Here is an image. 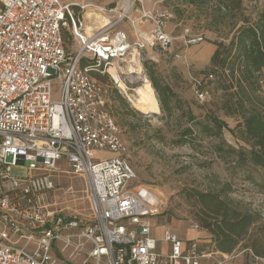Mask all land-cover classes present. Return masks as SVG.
<instances>
[{
	"label": "built area",
	"instance_id": "2783aa9c",
	"mask_svg": "<svg viewBox=\"0 0 264 264\" xmlns=\"http://www.w3.org/2000/svg\"><path fill=\"white\" fill-rule=\"evenodd\" d=\"M135 2L140 7L134 22L151 28L140 26L131 42L115 27L133 0H120L118 20L97 28L87 26L86 16L105 17L106 9L82 0H0V264H201L210 258L195 241L168 230L162 234L168 253L158 251V200L136 183L123 158L119 130L95 77L107 74L120 88L125 81L119 65L132 64L141 49L164 52L176 40L182 48L203 41L174 36L171 10H146L142 0ZM63 30L77 45L71 53L65 52ZM213 69L190 76L199 104L210 100ZM258 74L264 77V67ZM62 162L86 182L90 220L84 224L52 202V178Z\"/></svg>",
	"mask_w": 264,
	"mask_h": 264
},
{
	"label": "rangeland",
	"instance_id": "374dc122",
	"mask_svg": "<svg viewBox=\"0 0 264 264\" xmlns=\"http://www.w3.org/2000/svg\"><path fill=\"white\" fill-rule=\"evenodd\" d=\"M82 1L107 11L105 17L101 15L102 18L87 14L90 17L86 19L87 26L92 28L104 25L108 20L117 21L122 13L117 9L120 0ZM133 1L134 6L126 11L127 18L115 27V30L124 32L131 42L135 41L140 26L145 32L151 28L147 23L137 25L134 22L140 4ZM142 4L146 10L153 7L171 10L175 18L169 27L177 38L188 34L203 39L201 43L187 48H182L181 40H176L164 52L141 49L132 64L119 65L125 81L123 88L115 86L109 75H101L102 98L107 113L119 130L124 147L123 158L135 172L136 183L147 187L159 203V212L154 219L156 228L153 229L158 251L168 253V247L162 241L163 231L168 230L184 242L195 241L200 251L210 255L201 264H214L222 255L227 256L224 264H254L253 256L264 259V175L260 168L249 162L252 146L244 139L243 117L251 108L264 113V77L257 73L256 84L248 85L239 81L236 72L233 79L228 71L218 66L213 69L207 56L210 49L215 50L216 44L227 46L238 28L244 25L243 21L255 23L264 2L242 0L241 9L229 13L215 6L195 8L183 5L179 0H142ZM63 33L65 52L75 51L77 45L68 30ZM190 51V57L198 59L194 60V64L200 63L198 68L188 62ZM176 62L181 67L185 65L186 72L181 68L185 75L178 73ZM148 68L154 71L162 86H167L174 93V96L167 97L170 115L161 110L158 95L147 75ZM212 69L214 82L210 100L199 104L191 91L190 76L195 77ZM129 76L134 80H125ZM143 82L154 94L157 113L144 115L128 101V97ZM58 88V83L54 82L52 90L55 99ZM219 123L224 124L220 130ZM109 155L97 153L96 156L102 158ZM61 166V171L53 174L55 190L52 202L66 217H75L84 224L90 220L86 182L82 177L73 175L63 162ZM194 192L213 193L229 206L258 216L231 253L217 251L213 236L200 227L199 221L205 218L202 212L205 206L193 197ZM191 234L193 239L188 238ZM80 260L76 258L73 261Z\"/></svg>",
	"mask_w": 264,
	"mask_h": 264
},
{
	"label": "trees",
	"instance_id": "16d2710c",
	"mask_svg": "<svg viewBox=\"0 0 264 264\" xmlns=\"http://www.w3.org/2000/svg\"><path fill=\"white\" fill-rule=\"evenodd\" d=\"M179 1L183 5L195 8L215 6L218 10L223 9L227 13L239 11L242 7V0ZM243 23L244 25L238 28L227 46L221 43L215 45L210 64L212 68L218 66L228 71L230 78L235 79L236 72L239 74V81L255 85V74L264 67V8L258 13L255 23L250 24L246 21ZM154 74V71L148 68L147 75L152 88L158 95L161 110L165 115H170L171 109L168 106L167 97L174 96V93L167 86H162ZM95 77L101 82V75L95 74ZM222 125L224 124L219 123V130ZM243 133L244 139L250 141L252 146L249 162L260 168L264 175V113L256 108L247 110L243 117ZM192 195L205 206L202 211L205 218L199 221L200 227L213 236L217 251L231 253L256 222L258 216L229 206L213 193L194 192Z\"/></svg>",
	"mask_w": 264,
	"mask_h": 264
},
{
	"label": "bare ground",
	"instance_id": "6f19581e",
	"mask_svg": "<svg viewBox=\"0 0 264 264\" xmlns=\"http://www.w3.org/2000/svg\"><path fill=\"white\" fill-rule=\"evenodd\" d=\"M123 2H126V0H124ZM119 87L123 88L124 85L120 83ZM128 99L132 107H134L136 110L143 114L158 112V105L154 94L149 85L145 82H143L142 85L137 87L134 90L133 95L128 97Z\"/></svg>",
	"mask_w": 264,
	"mask_h": 264
},
{
	"label": "crops",
	"instance_id": "0c3cea01",
	"mask_svg": "<svg viewBox=\"0 0 264 264\" xmlns=\"http://www.w3.org/2000/svg\"><path fill=\"white\" fill-rule=\"evenodd\" d=\"M88 16H89V15H88ZM88 16H86V18H90V17H88ZM129 40H130V39H129ZM213 52H214V49H210V50H209V54H208V56H207V58H208V62H209L210 57H211V55L213 54ZM190 53H191V51L188 52V62H189V64L191 65V64H194V60L197 61L198 59H197V57H196V59H192L193 57H192V58L190 57ZM197 64H200V63H198V62L195 63V64H194V66H195L194 68H198V67H197ZM176 66H177V68H178L177 70H179V71H178L179 74H183L184 71L186 72V70H187V68L185 67V65H183V66L181 67V65H178L177 62H176ZM181 68H183L184 71H183ZM186 74H187V73H186ZM183 75H185V74H183ZM154 228H156L155 223H154ZM188 238H189V239H193V238H194V235L191 234L190 236H188Z\"/></svg>",
	"mask_w": 264,
	"mask_h": 264
},
{
	"label": "water",
	"instance_id": "95a60500",
	"mask_svg": "<svg viewBox=\"0 0 264 264\" xmlns=\"http://www.w3.org/2000/svg\"><path fill=\"white\" fill-rule=\"evenodd\" d=\"M160 109V108H159ZM149 114H151V113H149ZM149 114H144V115H149Z\"/></svg>",
	"mask_w": 264,
	"mask_h": 264
}]
</instances>
